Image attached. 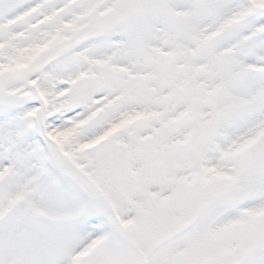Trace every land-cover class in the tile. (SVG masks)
I'll return each instance as SVG.
<instances>
[{
  "label": "rangeland",
  "instance_id": "1",
  "mask_svg": "<svg viewBox=\"0 0 264 264\" xmlns=\"http://www.w3.org/2000/svg\"><path fill=\"white\" fill-rule=\"evenodd\" d=\"M259 1L0 0V60L15 59L0 63V76L8 74L0 97L28 80L60 97L46 104L48 140L60 144L66 117L81 127L76 143L52 157L30 153L36 130L24 135L23 155H35L37 178L42 168L49 178L37 187L21 190L16 162L0 167V264H68L100 234L104 241L73 264H141L150 249L145 264H264V33L251 32L264 17L247 10ZM47 7L64 11L60 20L44 19L53 24L31 44L10 38L6 25L34 27ZM113 35L121 38L110 52L89 59ZM91 37L86 57L58 58ZM18 110L0 107V118ZM137 114L108 143L83 150ZM194 215L197 223L172 238Z\"/></svg>",
  "mask_w": 264,
  "mask_h": 264
},
{
  "label": "bare ground",
  "instance_id": "2",
  "mask_svg": "<svg viewBox=\"0 0 264 264\" xmlns=\"http://www.w3.org/2000/svg\"><path fill=\"white\" fill-rule=\"evenodd\" d=\"M256 5H257L259 12H260L259 16L264 17V0L259 1ZM44 8H43V10H40L38 12V15L36 14V16L40 22H36L34 27H23V26L10 25V24L6 25L5 29L7 31H9V34L11 36L10 38L15 39L19 42H25L26 41V42H29V44H31L32 43V37H35V39H36V36L39 33H41V30L43 29L42 25L53 24V23H48V22L45 23L44 19H46L48 21L52 18V16H51L50 10L44 9ZM247 10H249V12H251L250 8H248ZM56 18H58V17H56ZM259 22H262L260 24V26L254 28V29H251V32L254 34H257V35L264 33V29H261V32L258 30L259 27H264V18H261L259 20ZM46 28L49 29L48 27H46ZM59 33H60V31L57 32V34H59ZM50 34L52 36L55 35V31L54 32L50 31ZM249 35H253V34H249ZM41 43H42L41 41H36V46H38V47H36L34 49L35 52H37L39 50V48L42 46ZM29 44L22 43L20 45V43H19V45L22 47H26ZM109 47L110 46L107 45L105 47V49H103V47L99 48V50L95 54L89 55V59L92 58V60H93V59H95L101 55L103 56L105 54L106 49ZM14 49L17 53H18V51H20L19 46L14 48ZM3 51H4V49L2 48V52ZM20 52H22V50ZM84 52L85 51L83 50L80 53H84ZM82 57L83 56H80V58H82ZM14 60L15 59H13V58L7 57V59L0 60V63H5V64H12L13 63L14 64ZM83 65H84V63H83ZM127 68H129V67H126V70H127ZM29 69H30V67L27 70H29ZM118 72L120 74L119 75L120 78H122V81L124 83L128 84L130 81H128L126 76H125V74H127V73L126 72L121 73L120 71H118ZM7 75L8 74H1L0 78L3 79L4 76L6 77ZM140 75L141 74H139V75L133 74L134 77H138V79L136 81H138L140 79ZM25 84H26V82L23 81V83L21 84V86L19 88H14L13 90L7 92L6 94H3L1 92L2 96L0 97V102H2V103H0L1 104L0 107L2 110L5 109L7 104L15 105L17 107V109H19L18 112L15 113L13 116H8V117L3 116L2 118H0V167L2 166V164L6 163V162L7 163H15L16 162V164H15L16 166L17 165H18V167L21 166L20 167L21 173H22V175L24 174L23 176L25 177V179H23V185L20 186L21 190H25L26 188L32 187V186L37 187L41 181H45L43 177L48 178L47 174H44L42 170L40 171V174H41L40 177L37 178V175L35 173L39 172V167L37 166V163L35 162V160H36L35 155H32V156H30V155L24 156L23 155V148L25 146V144L23 143V141H24L23 139H25V136H23V133L27 130V127H29V125H30L29 121L22 118V115H24L22 111L27 109V108H24L23 105H26L29 103L41 104V99L38 98L37 96H35L33 93L29 94V96H27L26 98H22L21 95L20 96L18 95V91L23 89V86ZM30 88L31 87H27V89H30ZM7 90H10V89H7ZM48 100L50 103H57L60 101L59 98L48 99ZM92 104H94L95 106L99 105V103H95V102H92ZM2 107H4V108H2ZM44 109H45V105L41 104L40 113H42ZM105 114H106V112H105ZM39 116H40V114H39ZM113 119H121L122 120V117H121V115H118V117H115ZM109 121L110 120L108 118L105 119L104 121H103V119H101L96 123V126L101 127L102 125H105V123L107 124V122H109ZM57 128H56V130H59L58 141L60 144L54 145V144L50 143V147L52 149H49L50 152L53 151L55 156L58 155L57 148H60L61 146L66 147L68 149L71 148L74 145V143H76L77 135L81 132V131H79L81 127L76 126V121L74 118H68L65 121L59 123V127H57ZM52 129H53V127L51 128V130ZM54 132H55V130H54ZM58 160L61 164H64L65 166H69L68 162H67V164H65L66 159L64 157H60V158H58ZM134 168L135 167H131L127 172H129L130 170H134ZM18 187H19V184H18Z\"/></svg>",
  "mask_w": 264,
  "mask_h": 264
}]
</instances>
